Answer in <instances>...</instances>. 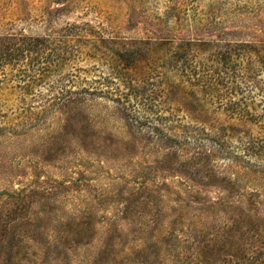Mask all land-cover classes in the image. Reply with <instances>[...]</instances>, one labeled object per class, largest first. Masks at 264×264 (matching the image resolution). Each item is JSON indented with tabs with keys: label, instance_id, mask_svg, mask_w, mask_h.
Here are the masks:
<instances>
[{
	"label": "rangeland",
	"instance_id": "1",
	"mask_svg": "<svg viewBox=\"0 0 264 264\" xmlns=\"http://www.w3.org/2000/svg\"><path fill=\"white\" fill-rule=\"evenodd\" d=\"M66 24L154 76L75 116L56 80L99 90L102 55L0 91V264H171V236L185 263L264 264V0H0V33Z\"/></svg>",
	"mask_w": 264,
	"mask_h": 264
},
{
	"label": "trees",
	"instance_id": "2",
	"mask_svg": "<svg viewBox=\"0 0 264 264\" xmlns=\"http://www.w3.org/2000/svg\"><path fill=\"white\" fill-rule=\"evenodd\" d=\"M48 32L49 33L43 36L35 37L23 33H0V91L11 90L14 84L15 88H19L21 85L23 87H29L38 80L39 76H42L44 72H51L52 67L68 64L70 61L76 60L81 54L86 55L90 59H95L98 54L102 55L104 60L108 62L110 73L107 71L106 73H108V75L104 76L101 72V75L98 76L97 84L101 85L99 90L98 88H92L90 90L89 88L81 86L75 87L77 84L74 83L76 82L77 76L72 73L76 70L68 72V76H59L56 80V93L59 96L54 97L55 99L48 104V107L57 106L56 112L63 115L69 113L73 114L70 116H75L79 115L81 112H85L84 110L87 107L85 104L88 101L85 97L96 95L100 97L103 95L104 97V95H111L110 86L106 85L113 84L109 81L110 76L119 75L122 80L121 82L126 83L130 89L136 91L143 82L152 79L150 75L154 76L153 70L147 69L148 71L146 72L141 68V57L136 53L143 50L135 49L134 47H122L120 50H115V48L104 46V44L109 43L115 44L111 38L105 39L99 37V45L94 38H87V36H89L87 34L82 36L79 35L78 38H74V34L81 32L79 26L74 24H66L57 31L48 30ZM146 46L147 48L145 47L146 49H144V51L149 50V44H146ZM171 57L176 59L180 57V54L178 52H173ZM191 75L192 74H187L185 76L188 80L182 78L177 80L173 77L174 81H178V84L174 85L185 88L184 86H187V83L191 81L190 79H194ZM144 76L148 78L144 79ZM156 76L159 75L157 74ZM162 92L163 89H161L160 93ZM120 98L121 97L118 96L115 101H121ZM46 110L48 109L42 112ZM0 117H4V115L0 114ZM157 121L161 123L158 118ZM151 130H162V128L160 125H155L151 127ZM168 130H172V128ZM201 230L199 233L202 232ZM171 238L173 243L170 244L169 251L174 254H166L171 257V264L201 263L199 256L204 250L199 246L192 249L190 253V256H192L191 261L185 263L177 258L179 252L182 251L181 248L184 247L180 246V243L183 244L182 242H187L191 238L186 236L184 238L181 236L173 238L171 236ZM194 238H196V236L192 237V239ZM191 242L193 243V240Z\"/></svg>",
	"mask_w": 264,
	"mask_h": 264
}]
</instances>
